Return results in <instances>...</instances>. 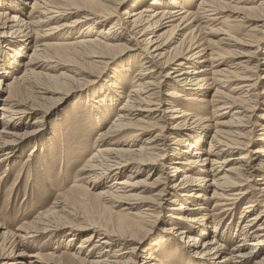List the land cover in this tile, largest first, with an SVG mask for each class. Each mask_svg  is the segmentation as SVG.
<instances>
[{"label": "bare ground", "instance_id": "1", "mask_svg": "<svg viewBox=\"0 0 264 264\" xmlns=\"http://www.w3.org/2000/svg\"><path fill=\"white\" fill-rule=\"evenodd\" d=\"M28 1L30 11L38 14L25 20L18 12ZM126 1L0 0V8L19 10L0 9V47L4 46L0 90L7 93L0 98L1 163H8L24 140L42 130V123L58 112L61 101L89 90L74 86L83 80L98 77L105 82L85 103L88 124L102 128L115 110L80 169L83 183L73 186L78 192L37 218L46 226L26 223L11 232L0 225L1 258L6 260L2 264H65L64 255H27V239L43 232L52 236L64 232L71 235L66 242L72 246L78 230L88 234L67 254L66 264L180 263L176 260L185 254L193 260L188 264H264V89L257 87L264 85V0L256 7L242 6L243 0H131L123 19L119 10ZM70 12L80 14L48 29L95 32V37L45 41L40 48L33 45L22 72L15 74L11 69L21 66L18 50L30 42V34ZM253 20L259 21L253 24ZM247 24H253L249 31L256 35L240 38V28ZM6 33L25 39H7ZM128 50H140L141 67L133 75L132 65L110 71ZM2 52L12 57L10 61L5 62ZM42 52L57 58L52 59L56 65L44 64ZM1 64L12 66L2 71ZM59 65L71 74L65 71L59 74L63 79L55 80L40 70ZM131 75L134 85L129 88L125 82ZM35 76L41 82L31 99L26 91L33 87ZM257 109L263 112L256 114ZM33 112L37 116L27 125L25 119ZM122 132L130 138L118 139L124 147L106 139ZM137 142L140 146L134 147ZM105 178L110 183L99 188ZM90 187L99 188L93 202L102 214L116 217L113 224L107 219L105 224L88 218L76 224L50 219L70 209L76 212L79 204H91L84 195ZM116 206L124 211L137 209L130 215L113 214ZM162 218L172 226L158 228V238L144 244L148 226ZM235 238L239 243L229 245ZM176 241L185 243L181 249L185 253ZM19 259L24 261L18 263Z\"/></svg>", "mask_w": 264, "mask_h": 264}, {"label": "rangeland", "instance_id": "2", "mask_svg": "<svg viewBox=\"0 0 264 264\" xmlns=\"http://www.w3.org/2000/svg\"><path fill=\"white\" fill-rule=\"evenodd\" d=\"M50 1H56L57 3L61 2V0H50ZM260 1L261 0H243L241 2V5L245 7H256L260 3ZM130 3L131 0H127L124 3V5L120 7L119 14L123 19H125L126 15L124 14L122 15V12ZM195 3L197 2L195 1ZM23 4H24L23 5L24 8L22 12H18L22 18H25V20H29L30 18L38 14V12L30 11L31 3L29 1L28 3L25 2ZM188 6H190V4ZM7 8L9 7L2 6L0 9H2L1 11H5L4 9L9 10L11 12L19 11V10H12L11 8L7 9ZM228 13H229L228 10L225 11V17L228 16ZM79 14H80L79 12L77 13L70 12L58 19L50 20L47 23L44 22L41 26H39L38 30L35 31V34L34 33L30 34L31 35L29 38L30 42L25 43L24 45L25 48L23 50H18V53L20 55L18 62L21 63V66H17L19 69L16 67V69H11V70L15 71V74H19L22 72L24 68L22 67V63L28 60L27 56L29 53H31V49L33 45L36 46L38 45V47L40 48V43L45 41L64 43L66 41L68 42V41L77 40L79 38L76 39V37H80L82 35L84 36L89 35L95 37L94 36L95 32L80 34V33H76L75 32L76 30L74 29H68L70 27L66 28L68 29L67 32L65 30L52 31L48 29L51 25L68 21L78 16ZM258 21L259 20H253L252 23L256 24V22ZM103 22H110V20H105V21L103 20ZM253 24L250 25L247 24L246 26L248 28H246L245 25H242L238 36L241 38L242 36H246V35H253V36L256 35V33H254L253 31H249V29ZM83 25H85V23H83L82 26ZM4 37L7 39L11 38L12 40L17 42L25 39L23 36L13 37L8 35L7 33L5 34ZM247 37L252 38V36H247ZM126 52L127 54H124L122 58L117 59L115 64L112 65L113 69L111 68L110 71H115L116 69H119L120 67L123 66L132 65L133 69L131 67V72L133 75L141 67L140 64L142 60L140 58V50H134V51L128 50ZM2 53H3V58L7 59L5 60V62L10 61L12 57L7 56L5 54L6 52H2ZM41 55L42 56L40 57L45 59V61L43 62L44 64L48 63L47 65H53V64L56 65L55 61L57 58L50 57L49 54H47L46 52H42ZM262 56L264 57V53L263 55H261V58ZM46 58H48L47 59L48 61L46 60ZM52 59L55 61H53ZM1 65H3L1 69L2 71H5V68H10L12 66L11 64H1ZM35 67L36 66H33V68ZM65 69L66 66L60 67L59 65L58 68H53L48 70L47 68H41L40 70H42L44 73L47 72L50 73L55 80H60L63 79V77L59 78V74L62 75L63 73H65V71L66 73L71 74L70 72L67 71V69L66 70ZM101 69L102 68H99L96 70V72H92V73L94 75L96 73L98 74L99 70ZM263 73L264 70L261 71V74ZM132 75L125 82V84L127 85L129 84V88L132 87V85H134L133 83H131ZM92 78L93 77L88 78L86 80H83L80 84L74 85V86H80L78 89L89 88V90L86 91V93L83 96H77V97L70 96L65 101H61L57 108L58 112L57 113L55 112V114L53 113L50 118H47L46 121L42 123V127H41L42 130L39 133H37V135H33V138H31L30 140H24L20 145V147H18L16 154L11 157V160L8 163L6 162L3 164L0 162V225H2L5 228H8L9 231L15 232L17 231V228L19 226H22L26 223L36 224L39 228L45 227L46 223L36 222L38 220L37 218L41 214L52 210L53 207L56 206L55 204L57 203V201L62 200L65 197L70 200L72 195H74L73 193L78 192L79 190V189H75L74 187L77 185H81L83 183L82 181L83 175H81L83 171L81 170L83 169V165L85 166L89 161L91 155L93 154L98 144V141H96L98 138V132L100 129H106L107 126L110 124L112 118L115 116V110H113V113L109 117V122L105 124L102 128L96 129L94 127L95 124L90 125L87 123L88 118L85 116V112H87L88 110L86 109L85 103L89 100L90 96H92L96 92V90H99L105 84V82H102L103 80H98L97 79L98 77L94 79ZM33 81H34L33 87L29 86L28 87L29 89L26 91L27 95L30 94L29 96H31V99L35 97L33 89L36 86V83L38 84L39 82H41V80L39 77L35 76L33 78ZM257 87L258 90L264 89V85L262 84L258 85ZM221 88L223 89L224 87ZM225 91L228 92V90L226 89ZM212 93H213V89H211L210 91V94ZM6 94H7L6 92L0 90V98H3L4 96H6ZM119 103H121V101ZM49 104L51 103L45 105H49ZM105 112L106 110L101 108L100 113L104 114ZM261 112H263V110H259V109L255 110L256 114H260ZM36 116H37L36 112H33L28 117H26L25 122L26 123L29 122L27 125H29L30 121L34 120ZM104 117L105 116H103V118ZM251 117L255 118V116H251ZM83 127L84 129H82ZM124 133H126V135L124 136H122L123 135L122 132L120 135L116 137L108 136L106 137V139L107 140L112 139L113 141H115L114 146L121 147L123 146L124 143L120 142L118 139H123L122 141L130 139L129 137H127L128 132H124ZM117 141L119 142L117 143ZM125 146L127 147V145ZM139 146L140 143L137 142L134 147H139ZM205 147L206 148L209 147L207 143L205 144ZM69 153L71 154L69 155ZM162 170L163 167L159 164V172ZM110 181L111 179L105 178L102 184L99 185V188H102L105 184L110 183ZM90 188L91 189H89V191L84 190L85 191L84 195H86V199L90 200L91 204H88V206L87 203L79 204L78 210L76 212H73L70 209V212L63 211L60 214H53L52 215L53 217H50V219L58 220L61 218L60 220L63 222H68V223L71 222L75 224L79 223L81 219L84 220L86 218L95 221L99 220L101 222L100 224H105V219H107L109 223L113 224L114 219H116V217L111 218L110 214L107 213L102 214L100 212L102 210L98 207V205H95L93 202L92 198L94 197L95 192L99 190V188L98 187L97 188L90 187ZM135 209L137 208H133L130 211H133ZM242 209L243 207L240 206V208L237 210L236 215L233 218L235 224H237V222L240 219ZM112 211L113 214L131 213L129 210L124 211L118 206L114 207ZM166 213L167 214L170 213V210L169 211L166 210ZM163 218L157 221L156 223H154L152 226L150 227L148 226V231L146 232L142 240L144 244H149L153 242V240L158 238L156 237L155 234L157 233L158 228L160 227L170 228L172 226V224L170 225L169 222H167L168 221L167 217L165 219L167 220L166 222L163 221ZM170 222L173 221L170 220ZM213 229L214 227L211 226L210 230L212 231ZM82 232L84 233L81 234ZM63 233L64 232L57 234V236L56 234L52 236L50 235V233H46V232L38 233L35 235L33 234L34 236L27 239L28 241L26 240L27 243L25 250L27 255H29L30 253L33 254L39 253L41 255L53 254L57 256L64 255L61 258V260L65 264L68 263L69 258L67 257V254L74 252L76 250V246H78L77 244H80V239H82L85 235H87L88 232L87 231L85 232V230H78L79 235L77 237L72 236V238L74 239L71 240L72 246H69L66 242L69 240L71 235L68 234L66 235L64 233L66 235L65 236ZM239 241L240 239L235 238L229 243V245H236L239 243ZM176 242L178 244L177 247L180 250V252L185 253L183 250H181L186 248L185 243L181 241H176ZM129 246H131L130 243L125 244L123 246L124 250ZM3 253L4 250L0 242V264L6 261L5 259L1 258ZM27 255H24L22 257H28ZM161 256H162V252H161ZM181 259H183V261ZM22 261H24V259H19L18 263H22ZM176 261H179L180 263H173L170 261V263L165 262V264H188L190 263V261L193 260L190 259L188 254H185V257L184 256L183 258L180 257Z\"/></svg>", "mask_w": 264, "mask_h": 264}]
</instances>
